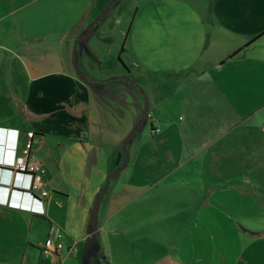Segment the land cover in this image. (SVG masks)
Here are the masks:
<instances>
[{"label":"crops","instance_id":"obj_1","mask_svg":"<svg viewBox=\"0 0 264 264\" xmlns=\"http://www.w3.org/2000/svg\"><path fill=\"white\" fill-rule=\"evenodd\" d=\"M106 9L110 37L125 19L107 74L101 20L83 39ZM263 125L264 0H0V264H264ZM28 148L44 215L4 205L30 202L10 173Z\"/></svg>","mask_w":264,"mask_h":264},{"label":"built area","instance_id":"obj_2","mask_svg":"<svg viewBox=\"0 0 264 264\" xmlns=\"http://www.w3.org/2000/svg\"><path fill=\"white\" fill-rule=\"evenodd\" d=\"M262 130L264 132V125ZM151 132L156 133L158 132V129L155 128ZM12 169L13 170H10L11 175L15 174V178L17 179L18 183H20L18 187H16L18 189L17 191H19V193H21L23 196H27L28 199H31L35 203V207H42L43 201L46 200L50 194L45 186V170L39 166L36 160L29 158L26 150L22 152L21 156L17 157L16 163L12 166ZM4 205L15 208L18 207L14 204H7L6 200L4 201ZM36 208L31 209V211H33L35 214L44 215L43 209L37 210ZM63 239L64 235L61 231L51 230L42 245V249L46 254L55 256L64 248ZM73 251V248L69 249L68 254L72 253Z\"/></svg>","mask_w":264,"mask_h":264},{"label":"rangeland","instance_id":"obj_3","mask_svg":"<svg viewBox=\"0 0 264 264\" xmlns=\"http://www.w3.org/2000/svg\"><path fill=\"white\" fill-rule=\"evenodd\" d=\"M121 5H126V3L123 2ZM141 7L142 6H140V8ZM127 11H129V12H127ZM127 11H126V13L124 15V18H126L128 22L129 21L131 22V20H130V19H132L131 14L133 12H135L134 5H132L131 8H127ZM113 12H114V10L111 11V12H109V14H107L105 16V18L102 19L98 23L97 27L93 31V34L91 36V39H89V41L87 43L90 46V45H92L94 43L95 39H98L99 37L102 38L101 41H97L96 42V48H99L98 49V52H97V55L99 56L98 57L99 58V61H98V63H96L95 67L98 68L101 71H104L105 74H107L108 71H110V70L115 71L119 67L123 68L122 66H125L124 61L120 57V53H119L120 48H121V44L119 43V40H117V36L120 35L121 29L125 25L124 24L125 19H122L123 20V23H122V26L121 27L114 26V29H115L114 32L116 34L112 32V37H110V32H108L107 29H108L110 23H112V25H114V21L116 20V18L113 17ZM130 16H131V18H130ZM130 22L128 23V26L130 25ZM111 52H116V54H112ZM118 53H119V55H117ZM105 65H106L107 68L105 67ZM104 73H102V77H107L108 75L106 76ZM148 123H149V121H148V119H146V121L144 123V126H142V128H141L140 131H146V130H148ZM125 148H126V151H128L127 146H125ZM125 160H126V155H125L124 149L122 147V149H121V155H120V161H122V164H121L122 166H123ZM11 177L14 178L16 176H15V174H13V175H11ZM19 184L20 183L12 180L11 186L12 187H18ZM72 248L74 249V251L72 253H69V254H73L75 252V248L74 247H72Z\"/></svg>","mask_w":264,"mask_h":264},{"label":"water","instance_id":"obj_4","mask_svg":"<svg viewBox=\"0 0 264 264\" xmlns=\"http://www.w3.org/2000/svg\"><path fill=\"white\" fill-rule=\"evenodd\" d=\"M107 14V9L106 10H103V12L98 16L96 17L92 24H91V28L89 29L88 33L86 34V36L83 38V39H86L88 37V35L91 33L92 31V28L100 21L102 20ZM79 43V42H77ZM75 66V69H76V73H77V76L78 78L83 81L84 83H87L86 79H85V75L83 74V72H81L77 66L74 64ZM130 83V82H129ZM141 92V91H140ZM147 112H148V109L147 107H145L144 109V117L147 116ZM142 123H143V120H141L138 124V126L136 127V129L128 136V138L126 139L125 143H124V146H123V149H124V153L126 155V160L123 164V166L118 169V170H115L113 171L111 174L108 175V178H107V181L105 182V184L102 186L101 190L98 192V194L96 195V198H95V201H94V205L92 207V210H91V214H90V218H89V230L90 232L94 235V237L96 238V236L98 235L99 233V226H98V213H99V208H100V205H101V201L104 197V195L106 194L107 192V189L109 187V184H110V180L116 178L120 172L127 166L128 164V161H129V156H128V152L126 151V144L127 142L130 140V138L140 129V127L142 126ZM97 240V238H96ZM100 259L103 261V257H102V254L100 255Z\"/></svg>","mask_w":264,"mask_h":264},{"label":"clouds","instance_id":"obj_5","mask_svg":"<svg viewBox=\"0 0 264 264\" xmlns=\"http://www.w3.org/2000/svg\"><path fill=\"white\" fill-rule=\"evenodd\" d=\"M7 133H9V131L6 132L5 134H7ZM13 133L17 134L18 131H17V130H14ZM15 147L17 148V142L15 143ZM15 147L13 146V149H14V150H15ZM12 180L18 182L17 179H16L15 177H14ZM12 189H15L16 191L18 190L16 187H14V188H12ZM29 200H30V202H28V201L23 202V201H22V198H21V201H20V199H19L18 202H11V201H10V203H8V204H10V205H13V204H14V205L18 206L17 208L11 206V208L18 209V210H22V211H28V212L34 214V212L31 211V209H34V208H31V207H27V206H26V203H33V201H32L31 199H29ZM7 206H8V205H7ZM8 207H10V206H8Z\"/></svg>","mask_w":264,"mask_h":264},{"label":"trees","instance_id":"obj_6","mask_svg":"<svg viewBox=\"0 0 264 264\" xmlns=\"http://www.w3.org/2000/svg\"><path fill=\"white\" fill-rule=\"evenodd\" d=\"M110 7V6H109ZM129 27V26H128ZM128 32H129V29L127 30V34L126 35H128ZM135 87H137L136 85H134ZM137 89H139V88H137ZM142 94V93H141ZM143 95V94H142ZM153 130V129H152ZM151 130V131H152ZM30 148H28V150H27V153H28V155H29V152H30V150H29ZM96 238H97V242L99 241V237H98V235L96 236ZM102 254V249H100V247H99V250H98V255H99V258L101 257L100 255ZM101 260V259H100Z\"/></svg>","mask_w":264,"mask_h":264},{"label":"bare ground","instance_id":"obj_7","mask_svg":"<svg viewBox=\"0 0 264 264\" xmlns=\"http://www.w3.org/2000/svg\"><path fill=\"white\" fill-rule=\"evenodd\" d=\"M27 207L35 208V203H26Z\"/></svg>","mask_w":264,"mask_h":264}]
</instances>
